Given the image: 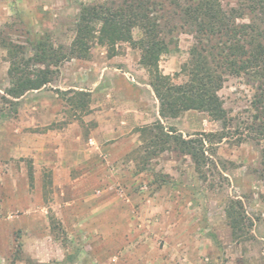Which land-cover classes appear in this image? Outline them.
Segmentation results:
<instances>
[{"label": "rangeland", "instance_id": "rangeland-1", "mask_svg": "<svg viewBox=\"0 0 264 264\" xmlns=\"http://www.w3.org/2000/svg\"><path fill=\"white\" fill-rule=\"evenodd\" d=\"M110 1L0 0V264H264V140L247 130L255 89L244 77L219 92L227 129L198 111L163 118L140 51L127 43L113 52L96 41L52 67L50 84L8 95L9 44L30 56L49 38L67 54L82 9ZM153 1L174 29L159 71L183 83L175 74L195 40L175 2L197 0ZM158 122L204 138V165L178 150L145 152L141 129ZM232 201L252 222L243 243L227 219Z\"/></svg>", "mask_w": 264, "mask_h": 264}, {"label": "trees", "instance_id": "trees-1", "mask_svg": "<svg viewBox=\"0 0 264 264\" xmlns=\"http://www.w3.org/2000/svg\"><path fill=\"white\" fill-rule=\"evenodd\" d=\"M239 1L240 7L230 10L223 9L220 0H197L184 6L175 2L182 14V28L195 40L189 61L175 74L186 78L183 83L175 84L171 76L159 71L161 58L172 51L174 29L158 15L156 3L153 0H112L106 5L82 9L76 36L67 54L63 46L54 45L49 38L38 40L30 56H26L22 46L9 44L11 87L8 95L19 98L50 84L52 67L67 58L86 56L96 41L109 46L113 52L117 44L127 43L140 51V65L149 73L163 118L176 119L186 112L198 111L221 122L227 129L231 120L219 92L228 77H244L255 89L254 114L247 130L264 140V0ZM246 14L252 18L248 23L241 22ZM134 29L141 34L137 40L133 37ZM141 130L147 137L145 152L148 147L154 148L150 150L153 155L158 151L178 150L189 155L197 166L204 165V138L186 140L165 131L160 122ZM226 136L223 132L219 138ZM261 200L264 202V194ZM227 219L235 239L242 243L250 240L252 222L240 201H232Z\"/></svg>", "mask_w": 264, "mask_h": 264}]
</instances>
